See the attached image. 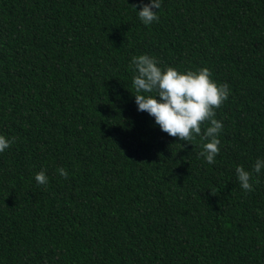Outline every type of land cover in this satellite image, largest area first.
<instances>
[{
  "label": "trees",
  "instance_id": "obj_1",
  "mask_svg": "<svg viewBox=\"0 0 264 264\" xmlns=\"http://www.w3.org/2000/svg\"><path fill=\"white\" fill-rule=\"evenodd\" d=\"M138 2L0 0V264H264V0ZM142 53L228 84L214 164L137 111Z\"/></svg>",
  "mask_w": 264,
  "mask_h": 264
},
{
  "label": "clouds",
  "instance_id": "obj_2",
  "mask_svg": "<svg viewBox=\"0 0 264 264\" xmlns=\"http://www.w3.org/2000/svg\"><path fill=\"white\" fill-rule=\"evenodd\" d=\"M162 0H139L132 5L136 16L145 26L158 20ZM132 72L131 84L134 88V103L137 111L146 112L154 118V124L169 136L182 141L200 138L199 156L208 164H214L221 143L219 135L224 127L215 118V109L228 99L230 88L227 83H217L211 79L207 67L180 71L176 67L159 66L157 58L148 54L134 55L130 58ZM146 93V94H145ZM207 121L203 132L201 125ZM14 138L0 134V153L13 143ZM56 171L61 177L67 172L63 167ZM264 171V158L257 157L251 171L243 166L235 168L236 180L245 192L253 191L252 174L257 176ZM36 186L46 185L48 176L44 170L34 174Z\"/></svg>",
  "mask_w": 264,
  "mask_h": 264
}]
</instances>
